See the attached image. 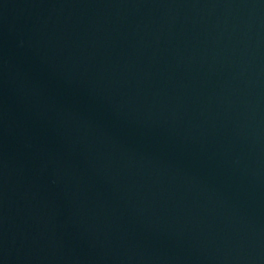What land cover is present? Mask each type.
Here are the masks:
<instances>
[{
  "label": "water",
  "instance_id": "obj_1",
  "mask_svg": "<svg viewBox=\"0 0 264 264\" xmlns=\"http://www.w3.org/2000/svg\"><path fill=\"white\" fill-rule=\"evenodd\" d=\"M0 264H264V0H0Z\"/></svg>",
  "mask_w": 264,
  "mask_h": 264
}]
</instances>
